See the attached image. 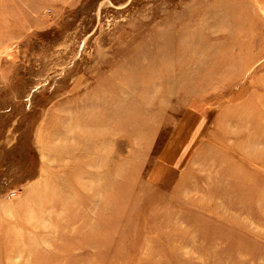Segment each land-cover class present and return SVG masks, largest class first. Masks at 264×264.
<instances>
[{"label":"rangeland","instance_id":"374dc122","mask_svg":"<svg viewBox=\"0 0 264 264\" xmlns=\"http://www.w3.org/2000/svg\"><path fill=\"white\" fill-rule=\"evenodd\" d=\"M0 264H264V0H0Z\"/></svg>","mask_w":264,"mask_h":264}]
</instances>
